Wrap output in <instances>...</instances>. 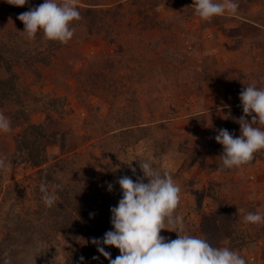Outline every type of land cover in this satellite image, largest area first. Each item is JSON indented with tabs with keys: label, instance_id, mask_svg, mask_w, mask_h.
Returning a JSON list of instances; mask_svg holds the SVG:
<instances>
[{
	"label": "rangeland",
	"instance_id": "rangeland-1",
	"mask_svg": "<svg viewBox=\"0 0 264 264\" xmlns=\"http://www.w3.org/2000/svg\"><path fill=\"white\" fill-rule=\"evenodd\" d=\"M105 2L111 4L117 0ZM166 2L162 3L166 4L164 6L153 8L158 19L172 18L180 9L167 7L172 4ZM193 2L185 0L184 4L191 7ZM84 3L86 0H77V4ZM28 4L30 0L24 6L28 8ZM246 7L248 14L245 19L249 20L246 26L242 25L245 19L237 13L205 22V28L199 17L181 20L182 25L176 31L181 37L184 36L181 29L191 32L190 39L185 43L193 49L189 55H170L168 50L173 48V43L169 41L170 37H164L163 30L152 27L140 30L134 25L132 28H121L119 34L115 35L117 43L114 45L109 46L104 40L97 39L92 43H83L80 51L57 54L51 65L40 66L39 77L28 71L18 69V72L23 86L41 100L36 105L32 104L36 107L31 113L32 121L45 119V113L37 111L43 107V102L53 97L66 98L72 113L61 118L53 114L48 130L68 131L71 141L80 145L78 150L92 151L101 157L100 149L90 147L101 139L98 136L101 134L93 135L83 126V119L89 113L85 105L87 102L100 117L113 107L120 113L128 112L134 126L160 123L161 127L154 132L158 135L168 134L175 151L156 157L149 142L141 141L127 150V160L137 165L140 164L139 159H151L154 165L173 173L175 182L181 187L178 211L183 216L186 229L198 228L200 224L207 226L209 219L206 217H215L220 211L223 214L219 223L227 228V238H222L220 243L238 251L246 264H264V224L255 225L244 220L248 212L264 214V151L257 153L254 160L242 169H225L220 158L222 146L215 139L212 144H206L208 137L214 138L217 134L215 122L223 121L231 106L241 105L239 93L245 85L255 82L257 87L264 88V0H253L246 3ZM131 12L122 21L123 24L128 21L136 24L138 17ZM8 20L7 11L0 4V29L8 25ZM241 32L248 33L250 38H244L239 43ZM117 46L122 47L121 53H117ZM90 56L98 59L102 56L118 58L116 69L112 72L118 81L115 96L105 95V92L95 88L89 91L77 86L75 73ZM204 59L206 65L217 66L222 81L227 76L232 79L228 80V91L226 84L218 80L212 85L198 80L197 73ZM243 73L253 79L244 80V85L238 87L236 79ZM84 78L85 75L81 74V79ZM56 107L60 108V105ZM23 126L22 122L11 123L10 132L0 133V156L6 157L8 162L14 149L13 134ZM235 133L237 136L240 134ZM178 147L182 148L181 152ZM196 152L198 160L180 171L183 165L191 162ZM114 158L117 159V156ZM108 162V158L99 159L100 164ZM115 162L118 163L117 160ZM34 173L35 170L29 166L11 164L8 172L3 174L2 193L9 184L31 182ZM210 181L212 190L208 187ZM215 183H219V186L216 187ZM1 212L4 213V210ZM10 228L12 225L5 224V220L0 218V264L8 254L4 249L8 248L7 245L2 243L9 237ZM162 231L167 238L176 234L166 229ZM198 231L202 234V229Z\"/></svg>",
	"mask_w": 264,
	"mask_h": 264
},
{
	"label": "trees",
	"instance_id": "trees-1",
	"mask_svg": "<svg viewBox=\"0 0 264 264\" xmlns=\"http://www.w3.org/2000/svg\"><path fill=\"white\" fill-rule=\"evenodd\" d=\"M252 1L238 0L237 14L241 15V18H246V3ZM10 2L11 0H0L9 19L8 25L0 29V113L9 117L11 123H24L20 131L13 134L14 149L9 157L10 164L29 166L35 173L31 182L9 184L3 193L2 178L4 181L5 176L0 174V218L5 220V224L12 225L8 230L9 237L2 243L8 247L4 248L8 251L5 257L10 258L11 264H81V256L84 257L83 264H108V260L100 256L96 247L90 243V238L102 237L112 228L110 210L117 206L122 198L118 180L122 176H128L135 181L143 176L140 164L135 165L127 160V150L141 141H148L150 148L154 150V156L162 157L175 151L171 147L170 136L154 132L161 127L160 123L134 126L133 118L128 112L120 113L113 107L100 117L87 102L85 105L89 113L83 119V126L93 135L101 134L98 135L101 139L90 147H97L101 150V157L110 160L106 164H100V155L88 150H78L80 145L71 141L68 131L48 130V123L52 121L53 114L61 118L72 113L66 98L53 97L48 102H43V107L37 111L45 113V119L41 122L31 120V113L36 108L32 104L36 105L37 101L41 100L23 86L18 69L39 77L40 66L51 65L57 54L71 53L79 50L83 43H92L97 39L104 40L109 46L114 45L117 43L115 35L119 34L120 29L132 28L134 25L140 30L150 27L163 30L164 37L167 35L173 43V48L168 50L170 55H189L193 49L185 43L191 32L181 29L184 31V36L181 37L176 28L182 25L181 20L188 21L199 16L195 13V8L184 4L185 0H117L111 4H107L105 0H86L84 4H77L81 19L75 22L72 39L68 43H60L46 39L42 32H38L33 39L21 32L24 25L18 15L39 5L42 0H30L28 8L18 7ZM164 2H171L172 5L167 7L180 9L172 14V18L158 19L153 8L166 5L162 4ZM132 6L134 9H131ZM130 12L138 17L136 24L133 21L123 24L122 21ZM181 12L183 14L180 15ZM215 18L220 20L223 16L212 19ZM212 19H201L204 22L202 27H207L205 22ZM248 21L245 19L242 25H248ZM249 36L248 33L241 32L238 42L242 43V40L250 38ZM121 52L122 47L117 46V53ZM116 60L117 57L113 59L103 56L101 59L93 56L85 59L82 68L75 73L77 86L89 91L95 88L105 92V95L115 96L118 81L112 72L116 69ZM202 63L197 73L198 80L209 85L218 80L226 84L228 91V80L232 79L227 76L226 80L222 81L220 73H217V66L206 65L205 59ZM81 74L85 75L84 80L81 79ZM245 74L237 77L235 83L238 87L244 85V80L253 79ZM57 104L60 108L56 107ZM242 115L241 105H234L229 108L223 121L215 123L218 129L226 128L236 134L235 132H240V125L236 121ZM214 139L215 137H208L206 144H212ZM178 150L181 152L182 148L178 147ZM115 155L117 159L114 158ZM198 157L197 152L193 153L191 162L183 165L180 171L190 167ZM154 166L173 175L170 170ZM210 182L208 187L212 190V181ZM41 183H45L50 191L53 185H59L55 206L49 208L44 205L40 191ZM109 184L111 190L108 188ZM218 184L215 183V186H219ZM207 193L213 194L210 191ZM3 210L4 213L1 212ZM222 214L219 211L215 217L207 216V226L200 224L198 228L189 227L186 231L190 235L204 236L203 238L208 239L213 246H225L220 243L222 238H227V228L219 223ZM198 229H202V234ZM160 234L167 237L162 230ZM168 238H177V233ZM106 250L111 252L112 258L119 255V250L114 247ZM94 256L98 259H93Z\"/></svg>",
	"mask_w": 264,
	"mask_h": 264
},
{
	"label": "clouds",
	"instance_id": "clouds-1",
	"mask_svg": "<svg viewBox=\"0 0 264 264\" xmlns=\"http://www.w3.org/2000/svg\"><path fill=\"white\" fill-rule=\"evenodd\" d=\"M15 6H24L28 0H11ZM202 20L216 16L235 15L238 0H194L191 7ZM23 22L24 32L29 39L42 32L51 41L68 43L75 32V22L81 19L77 0H42L39 5L18 15ZM243 115L236 121L240 134L234 135L226 128L217 130L215 141L223 148L220 155L225 169H242L254 160L257 153L264 151V88L256 83L245 85L239 93ZM247 117H250L247 119ZM11 131L10 118L0 113V133ZM143 176L135 181L122 176L119 186L122 198L111 208L112 228L102 237L90 238L100 256L108 264H246L238 251L227 246H213L208 239L190 235L185 228L183 216L178 211L181 187L168 171H161L151 159L140 160ZM11 164L0 156V174H5ZM146 181V182H145ZM50 191L41 183L40 191L46 207H53L58 199L57 188ZM111 190V184L108 185ZM247 223L264 224V214L248 212ZM166 229L177 233L170 239L161 235ZM114 247L119 255L112 258L106 250ZM98 259V257H93ZM83 264L84 257H80ZM2 264H11L4 258Z\"/></svg>",
	"mask_w": 264,
	"mask_h": 264
},
{
	"label": "built area",
	"instance_id": "built-area-1",
	"mask_svg": "<svg viewBox=\"0 0 264 264\" xmlns=\"http://www.w3.org/2000/svg\"><path fill=\"white\" fill-rule=\"evenodd\" d=\"M251 260H253V258Z\"/></svg>",
	"mask_w": 264,
	"mask_h": 264
}]
</instances>
